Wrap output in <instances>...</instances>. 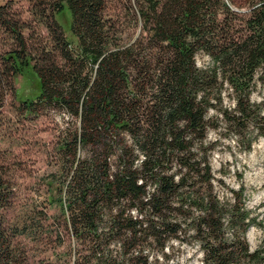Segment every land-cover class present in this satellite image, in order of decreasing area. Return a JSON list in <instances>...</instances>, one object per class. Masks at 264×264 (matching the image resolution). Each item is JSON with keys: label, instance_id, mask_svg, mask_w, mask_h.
Here are the masks:
<instances>
[{"label": "trees", "instance_id": "1", "mask_svg": "<svg viewBox=\"0 0 264 264\" xmlns=\"http://www.w3.org/2000/svg\"><path fill=\"white\" fill-rule=\"evenodd\" d=\"M30 1L47 38L31 39L0 5L14 42L0 50V121L15 76L32 71L38 91L17 109L65 118L55 188L47 182L58 210L7 216L15 162L0 150V264H185L177 245L191 239L201 264H264V245L246 240L261 222L244 186L212 165L221 141L248 152L264 136V95L252 97L264 93V0H125L127 36L109 0Z\"/></svg>", "mask_w": 264, "mask_h": 264}, {"label": "rangeland", "instance_id": "2", "mask_svg": "<svg viewBox=\"0 0 264 264\" xmlns=\"http://www.w3.org/2000/svg\"><path fill=\"white\" fill-rule=\"evenodd\" d=\"M134 2L133 0H131ZM238 4L246 6L249 0H236ZM0 5H6L9 16L13 20L23 22L26 26L23 33L34 38L48 37L49 32L44 23L33 17L34 5L30 0H0ZM125 0H109L106 11L114 16L120 15L129 30L124 36L131 35L135 30V24L124 11ZM9 7V9H7ZM59 19L67 23L66 13H60ZM67 28V27H66ZM72 39L70 32L66 29ZM11 35L0 24V50L13 46ZM16 96L8 94L0 121V150L11 161L15 162L16 192L12 206L7 210V216L11 220H17L29 214L30 209L45 208L48 214L58 210L56 204L48 205L46 198L55 188V181L51 175L57 171L54 162L53 147L57 142L59 128L64 124V114L57 111L48 115L25 117L21 110L17 109L19 100L32 98L38 91V81L32 71H24L15 76ZM264 93L254 92L252 97L256 101L263 98ZM211 137L215 134L209 133ZM221 164L226 165L227 173L219 172ZM212 165L216 169V175L224 180L229 188L244 186V198L246 206L255 214H258L260 225H251L246 234L249 248L254 249L259 244L264 245V136L253 143L251 149L245 151L239 148L236 137L221 141L212 155ZM52 181L48 185L47 182ZM51 188V190H50ZM224 186L219 185L222 194ZM31 254L50 256L52 250L44 245H32ZM178 254L175 255L180 262L185 264H201L200 244L195 239L189 243L177 245ZM61 249V248H60Z\"/></svg>", "mask_w": 264, "mask_h": 264}]
</instances>
